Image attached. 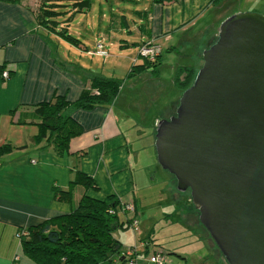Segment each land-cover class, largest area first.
I'll return each instance as SVG.
<instances>
[{
    "label": "crops",
    "instance_id": "crops-1",
    "mask_svg": "<svg viewBox=\"0 0 264 264\" xmlns=\"http://www.w3.org/2000/svg\"><path fill=\"white\" fill-rule=\"evenodd\" d=\"M40 3L0 1V65L5 64L4 69L10 73L6 80L0 76V146L15 148L0 160V264H33L23 255L18 232L70 213L83 195L99 201L114 196L123 202V198L132 199L133 194L131 151L116 113V107L126 102L127 82L111 104L72 112L80 135L70 140L63 156L55 154L46 141L36 140L35 124H17L19 117L54 97L76 101L89 88L92 77L104 76L83 68L79 62L72 64L59 53L61 39L38 23ZM259 6L264 8V0H149V6L138 12L139 44L152 40L161 46L156 66L169 67L177 85V79L185 78L186 69H200L202 52L226 18L235 13H258ZM79 41L76 48L82 49ZM157 73L156 67L137 69L134 84H153L156 79L152 75ZM79 172L91 177L97 189L78 186L83 189L80 191L72 186ZM55 190L70 191L71 196L67 201H58ZM152 233V228H142V234L137 235L146 253L154 240ZM124 260L123 256L113 257L112 264H124ZM135 262L154 264L139 256Z\"/></svg>",
    "mask_w": 264,
    "mask_h": 264
},
{
    "label": "water",
    "instance_id": "water-1",
    "mask_svg": "<svg viewBox=\"0 0 264 264\" xmlns=\"http://www.w3.org/2000/svg\"><path fill=\"white\" fill-rule=\"evenodd\" d=\"M154 147L226 262L264 264L263 15L220 24L175 115L157 122Z\"/></svg>",
    "mask_w": 264,
    "mask_h": 264
},
{
    "label": "rangeland",
    "instance_id": "rangeland-1",
    "mask_svg": "<svg viewBox=\"0 0 264 264\" xmlns=\"http://www.w3.org/2000/svg\"><path fill=\"white\" fill-rule=\"evenodd\" d=\"M148 6L149 0H92L90 12L76 14L71 20H68L70 15L65 14L70 6L57 9L60 14L64 13L57 18L60 27L68 29L84 46L78 49L59 40V53L72 64L79 62L94 74L103 73L105 78H117L123 85L126 82L129 85L123 98L126 102L116 107V113L131 151L133 194L129 200L135 201L139 226L137 232L118 228L112 236L122 244L121 253L135 247L137 257L146 261L155 252L165 264H228L200 224L190 192H178L175 178L157 162L154 147L157 121L175 115L181 91L173 83V73L163 64L160 69L155 66L158 73L152 75L156 79L153 84H134L136 77L128 78L135 61L145 63L138 57L141 45L137 24L138 12ZM257 12L264 16L263 7H257ZM98 44H101V50H98ZM74 187L83 191L81 187ZM129 200L122 199L123 202ZM118 215L120 223L131 218L128 214ZM142 228H152L154 232L147 253L139 246Z\"/></svg>",
    "mask_w": 264,
    "mask_h": 264
},
{
    "label": "trees",
    "instance_id": "trees-1",
    "mask_svg": "<svg viewBox=\"0 0 264 264\" xmlns=\"http://www.w3.org/2000/svg\"><path fill=\"white\" fill-rule=\"evenodd\" d=\"M0 1L6 4H16L19 0ZM40 1L37 16L39 25L67 44L78 47L80 41L73 37L68 29L60 27V23L57 22V18L64 15V13L60 14L57 9L66 5L70 6V10L65 14H70L68 20H71L76 14L90 12L92 0ZM154 1L162 3L166 0ZM216 37L208 47L215 42ZM159 57L155 62L145 61L140 66L134 64L128 77H133L137 69L154 68ZM4 66L5 64L0 65L1 78L3 72L6 71ZM197 72L194 69H186L185 78L182 81L177 79V86L182 93L192 85ZM122 83V80L117 78L94 76L90 79L89 88L83 90L76 101L69 102L63 97H54L51 101L33 107L30 113L23 115V118L19 117L17 124H35L38 128L36 140L46 141L55 154L63 156L68 151L70 140L80 135L79 126L71 117L72 112L111 104ZM14 149L9 144L0 146V160ZM71 185L97 189L94 180L81 172L77 174ZM70 196V191L55 190V198L58 201H67ZM122 204L127 203L121 202L114 196L99 201L83 195L77 207L70 213L27 228L26 235L21 236L20 239L17 238L20 241L23 255L33 264H112L113 257L123 256L122 244L113 238V232L118 228L132 229L131 218L125 219L123 223L119 222L118 214L122 213ZM132 205L134 206L133 203ZM111 210L114 214L109 213ZM135 217H137L136 209ZM124 261L125 264L126 260Z\"/></svg>",
    "mask_w": 264,
    "mask_h": 264
},
{
    "label": "built area",
    "instance_id": "built-area-1",
    "mask_svg": "<svg viewBox=\"0 0 264 264\" xmlns=\"http://www.w3.org/2000/svg\"><path fill=\"white\" fill-rule=\"evenodd\" d=\"M98 50H101L102 46L101 44L97 45ZM98 54L104 55L103 52H98ZM161 55V48L154 43V41H147L143 43L139 49V54L138 57L141 59L148 61V62H155L156 59ZM137 62L135 61L134 64ZM9 75L8 72L5 71L3 72L2 78L4 80L8 79ZM121 212L123 214H128L131 215V222L130 226L133 231L137 232L138 231V226H139V220L137 217H135V208L132 204H122L121 207ZM110 214H114V211H109ZM26 235V231L19 232L16 237L20 239L21 236ZM123 256L126 260V264H136L135 259H136V249L134 248H129L127 251L123 253ZM151 263L154 264H165L164 260L160 257V255L156 254L154 256L150 257L149 260Z\"/></svg>",
    "mask_w": 264,
    "mask_h": 264
}]
</instances>
